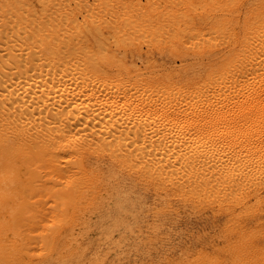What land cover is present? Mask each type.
I'll list each match as a JSON object with an SVG mask.
<instances>
[{"label":"bare ground","instance_id":"bare-ground-1","mask_svg":"<svg viewBox=\"0 0 264 264\" xmlns=\"http://www.w3.org/2000/svg\"><path fill=\"white\" fill-rule=\"evenodd\" d=\"M0 3V264H253L264 233V0ZM244 6L246 35L226 55ZM87 28L221 60L189 87L139 69L111 77L125 64L107 45L65 58ZM207 213L226 218L224 236L193 235ZM31 224L34 242L31 227L17 232Z\"/></svg>","mask_w":264,"mask_h":264},{"label":"rangeland","instance_id":"rangeland-1","mask_svg":"<svg viewBox=\"0 0 264 264\" xmlns=\"http://www.w3.org/2000/svg\"><path fill=\"white\" fill-rule=\"evenodd\" d=\"M31 2H34V5L38 3L40 0H30ZM9 2H16V0H9ZM1 6V3H0ZM247 6H244V9L242 8L239 12L234 14V17L238 16V19L236 21L233 36L227 38L225 41V45H223L221 48H225L226 55L232 54L238 49H240L241 42L244 39V34L246 35V24H247ZM3 10L6 11L7 8L3 7ZM203 9H200L197 11V13L202 14ZM0 10V14H1ZM10 13V12H7ZM200 17V16H196ZM14 25L11 24L9 29L13 27ZM25 26V25H23ZM17 27L16 29H18ZM206 29V32H212L209 27L204 28ZM11 30L3 29L1 35L3 39L5 40L8 36V33ZM51 32H49L50 34ZM86 34L88 35L87 38H85L84 42L79 43L78 45H75V47H71L68 51L65 58L75 57L78 53H92L95 54L98 51H100V47L103 45H107L109 49H111V53L114 56H117V60L119 63L125 64V66L116 67L114 65L113 68H111L109 71L105 70L104 72H107L111 75V77H117L122 76L126 77L128 75V72L139 69V73H144L145 77H149L152 72H154L156 75H158L159 80L166 81L170 80L173 82L178 83L179 85H183L184 87H189L192 83H190L191 80H203L207 77L209 72L213 69L216 63L220 61L221 59H217L215 56H201L199 53H197L195 49L190 47V44L186 45L182 49H178L173 47L174 45H171L169 41L165 40H154V41H132L128 39V37H122L120 34H118L117 31L106 29L105 33L100 35L98 31H93L87 28ZM235 44V46H234ZM80 48V49H79ZM96 57L101 58V56L96 55ZM101 74V73H100ZM49 186V185H48ZM44 193H48V190L43 191ZM46 200H48V197H45ZM48 206H52L55 210V204L53 202H50ZM57 211V210H55ZM31 214V213H30ZM34 213L32 212V215ZM264 217V214L262 215ZM94 219H96L98 216L94 215ZM202 218V220H198L196 222H200V228H198L193 235L196 236H202L204 233L209 234L212 232L214 228H216V235L213 233V237L216 238L218 236H224L225 233V217L220 216L216 214V217H213L212 214L207 213ZM264 220V219H263ZM23 224V223H22ZM34 224V223H33ZM30 226H21L17 232L20 231V233L28 234V230L31 227V230L29 231L30 235H27L24 238L26 240H29L31 242H34L35 238L38 237L37 235L41 232L39 229H36L38 225ZM103 224V223H102ZM102 224L96 222L93 224V230L98 232L100 230V227ZM204 225V226H203ZM209 225V226H208ZM25 227H28L25 229ZM205 227H207L205 229ZM34 229V230H33ZM21 230H25V232H21ZM27 230V231H26ZM32 230L34 232H32ZM38 230V231H37ZM202 231V232H200ZM200 232V233H199ZM204 232V233H203ZM205 234V235H206ZM30 238L33 237V238ZM25 237L22 234V238ZM33 239V240H32ZM37 239V238H36ZM38 240V239H37ZM261 243L259 246L255 249L258 255L264 256V233L260 234ZM37 242V241H35ZM219 250H223L225 246L219 245ZM260 257L261 261H263ZM257 258L254 259L253 264H262L261 261L257 260ZM221 260L225 261L227 264L229 263V260L226 255L221 257Z\"/></svg>","mask_w":264,"mask_h":264}]
</instances>
